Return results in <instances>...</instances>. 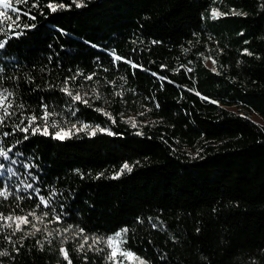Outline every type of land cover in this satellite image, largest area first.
I'll use <instances>...</instances> for the list:
<instances>
[{
	"label": "trees",
	"instance_id": "1",
	"mask_svg": "<svg viewBox=\"0 0 264 264\" xmlns=\"http://www.w3.org/2000/svg\"><path fill=\"white\" fill-rule=\"evenodd\" d=\"M4 9L0 264H264V0Z\"/></svg>",
	"mask_w": 264,
	"mask_h": 264
},
{
	"label": "rangeland",
	"instance_id": "2",
	"mask_svg": "<svg viewBox=\"0 0 264 264\" xmlns=\"http://www.w3.org/2000/svg\"><path fill=\"white\" fill-rule=\"evenodd\" d=\"M78 1V0H77ZM5 0H0V14L4 13L5 9ZM208 65H210V62H208ZM82 96L77 95L76 98L78 100L81 99ZM230 109L240 112V114L246 115L248 118H250L252 121L264 125V121L255 113L253 112H246L245 110H240L237 107H231ZM147 111L148 109H140V110H134L128 112L126 115L123 116V118L130 124L139 127L141 124L147 122ZM82 127L79 125H72L68 127L67 129H64L60 131L59 133L55 134L56 137L58 138H64L69 135H71L73 132L80 130ZM95 130L94 128H90L89 132L92 133ZM41 132L47 133L46 128L40 129ZM99 239V238H96ZM100 243L104 246V250L106 254L108 255L109 258L117 256L119 253V242L117 239H112V238H104L100 240Z\"/></svg>",
	"mask_w": 264,
	"mask_h": 264
}]
</instances>
